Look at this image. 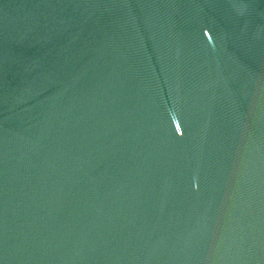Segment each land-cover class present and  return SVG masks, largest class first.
Segmentation results:
<instances>
[{
  "label": "water",
  "instance_id": "water-1",
  "mask_svg": "<svg viewBox=\"0 0 264 264\" xmlns=\"http://www.w3.org/2000/svg\"><path fill=\"white\" fill-rule=\"evenodd\" d=\"M0 264H264V0H0Z\"/></svg>",
  "mask_w": 264,
  "mask_h": 264
}]
</instances>
